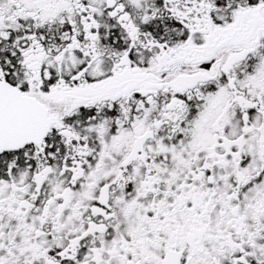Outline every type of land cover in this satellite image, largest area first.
Here are the masks:
<instances>
[{"label":"snow or ice","instance_id":"6c2138e0","mask_svg":"<svg viewBox=\"0 0 264 264\" xmlns=\"http://www.w3.org/2000/svg\"><path fill=\"white\" fill-rule=\"evenodd\" d=\"M0 264H264V0H0Z\"/></svg>","mask_w":264,"mask_h":264}]
</instances>
